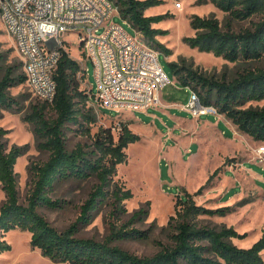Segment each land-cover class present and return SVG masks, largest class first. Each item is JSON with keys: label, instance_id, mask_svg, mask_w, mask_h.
Returning a JSON list of instances; mask_svg holds the SVG:
<instances>
[{"label": "trees", "instance_id": "16d2710c", "mask_svg": "<svg viewBox=\"0 0 264 264\" xmlns=\"http://www.w3.org/2000/svg\"><path fill=\"white\" fill-rule=\"evenodd\" d=\"M118 8L121 18L127 20L144 41L167 56L171 48L157 40L166 30L153 24L170 14L146 15L145 10L161 0H111ZM202 1V0H199ZM233 18L245 19L252 15L260 18L253 28L234 31L223 29L219 20L210 15L193 14L190 25L194 35L184 36L182 41L199 51L221 56L229 61L258 59L264 53V0H209ZM61 55L53 70L56 92L52 102L44 101L30 106L22 116L33 126L36 146L48 152L43 162L28 166L31 179L25 202L20 200L17 173L14 169L24 147H7V129L0 126V186L4 200L0 205V253L11 249L3 238V232L20 229L30 233V245L38 248L41 255L55 262L71 264H264V232L250 246H238L232 241L242 237L233 227L220 228L204 224L201 215H224L231 205L209 208L195 202L193 196L200 194L218 172L217 167L206 183L195 192L183 189L176 196L174 213L164 226L167 242L158 241L159 249L151 255H138L118 245L116 241L148 236V230H138L131 222L142 220L149 213V202L133 211L126 223L119 224L126 214L125 200L133 196L132 190L117 176V165L127 161V146L140 140V135L130 129V122H119L116 137L112 126H99L91 135L90 144L77 142L68 149L65 130L78 125L81 132L90 134V124L97 121L91 107L85 108L87 94L79 89L76 75L85 69L68 52ZM169 68L182 86L197 92L204 104H213L220 114L228 118L239 131L253 140L264 143V106L242 107L250 100L264 99V66L246 69L232 79L207 76L184 62L170 61ZM26 82L22 60L10 64L0 50V109L21 110L19 100L9 89ZM92 92V91H91ZM93 94V93H92ZM82 101L79 106L78 102ZM46 106L55 112L46 116ZM230 161V159H228ZM227 160V161H228ZM95 178L96 183L79 205L77 220L65 229L53 226L39 212L41 206L56 208L64 199L53 198L58 184L67 181H83ZM108 208L109 233L102 239L77 236L79 227L88 224L102 207Z\"/></svg>", "mask_w": 264, "mask_h": 264}, {"label": "rangeland", "instance_id": "374dc122", "mask_svg": "<svg viewBox=\"0 0 264 264\" xmlns=\"http://www.w3.org/2000/svg\"><path fill=\"white\" fill-rule=\"evenodd\" d=\"M165 12L170 15L154 23L153 26L166 30L156 38L172 50L169 56L164 52H158V59L169 79L161 89L160 98L164 102L177 104L173 106H168L160 100L147 108L100 104L94 94L97 84L93 66L81 52L78 34L68 33L62 37L69 56L77 60L81 68L85 67L87 70V77L86 75L82 77L81 71L76 77L80 82L79 89L89 97L85 108L91 107L97 117V121L90 124V134L81 132L78 125H69L65 130L66 146L71 149L77 142L90 144L91 135L99 126H112V132L116 137L119 122H130L128 125L130 129L140 135V140L127 146V161L117 165L116 177L133 193L131 198L125 200L127 212L122 216L119 224L126 223L133 211L145 206L148 201L147 217L130 223L138 230H148V236L116 241L121 247L138 255H151L156 252L159 249L158 241L167 242V229L164 226L169 216L174 213L176 196L182 195L183 189L190 193L195 192L206 183L217 167L220 169L212 177L208 186L193 198L196 203L209 208L231 205V211L224 215H201L199 219L202 223L217 228L233 227L239 234L244 235L239 238L234 237L232 241L238 246L248 247L264 232V163L250 160L252 148L256 147L249 146V144L254 145L252 138L246 137L240 140L237 135L234 141L242 142L244 145L237 146L231 136V126L223 117L219 116L217 119L215 114L198 115L202 122L204 120L220 121L217 127L223 134L221 136L220 133L213 132L211 129L202 131L203 151L198 153V147L194 144L191 146L192 152H186L184 146L188 145V136L185 138L184 145L177 147L173 138L165 144L166 132L175 121L172 115L190 117L191 114L188 110L180 109L182 103H185L188 98L190 88L180 85L168 63L171 60L182 61L207 76H213L214 79L226 78L227 80L243 70L263 67L264 53L258 59L229 61L221 56L199 51L182 41L184 36L195 33L189 23L193 14L202 17L212 15L219 20L223 29L229 27L234 31L253 28V24L259 20L260 16L252 15L245 19L233 18L228 11L221 10L209 0H161L159 4L145 10L146 15ZM111 20L121 25L134 39L142 40L141 34L119 14H114ZM101 29L102 27L99 31ZM0 50L10 64L15 65L21 60L13 38L6 31L1 20ZM9 91L19 100L21 110L0 109V126L7 129L5 143L8 148L12 145L24 147V152L17 158L14 169L17 173L20 200L25 202L31 182L28 166L32 162L45 161L48 152L36 146L33 126L24 121L22 116L31 105L43 103L44 100L36 95L26 82L12 86ZM78 105L81 106L82 101H79ZM249 106H264V99L250 100L242 105V107ZM45 111L47 117L55 116L50 106H46ZM213 116H216L217 120ZM176 133L177 131H173V134ZM238 134L242 135L243 132L238 130ZM173 144H175L173 151L167 152V148H162V146L169 147ZM237 148L238 150L240 148V152L235 151ZM227 165L233 166L234 171L227 169ZM241 165L244 168H251L261 179L249 177L245 169H237ZM95 183V178L62 182L58 184L53 198L64 199L65 203L56 208L41 206L38 210L53 226L61 230L65 229L77 220L79 205L88 196ZM4 197L0 186V205ZM108 221V208L105 206L94 214L88 224L79 227L77 236L102 239L109 233ZM3 238L11 244V249L0 253V264H71L55 262L41 255L38 248L31 247L28 231L11 229L3 232Z\"/></svg>", "mask_w": 264, "mask_h": 264}, {"label": "built area", "instance_id": "2783aa9c", "mask_svg": "<svg viewBox=\"0 0 264 264\" xmlns=\"http://www.w3.org/2000/svg\"><path fill=\"white\" fill-rule=\"evenodd\" d=\"M116 13L118 8L111 0H0V20L14 40L26 83L42 100L52 102L55 96L52 73L60 49L65 50L62 37L76 33L81 52L93 66L99 103L147 108L159 100L169 79L158 51L113 22ZM181 108L194 116L220 114L213 104L202 103L191 88ZM256 153L257 160L263 161L264 143Z\"/></svg>", "mask_w": 264, "mask_h": 264}, {"label": "crops", "instance_id": "0c3cea01", "mask_svg": "<svg viewBox=\"0 0 264 264\" xmlns=\"http://www.w3.org/2000/svg\"><path fill=\"white\" fill-rule=\"evenodd\" d=\"M160 95H161V91H160ZM160 95H159V100L162 102L163 100H161L160 98ZM164 102V101H163ZM166 104H168V106H173V105H177L176 103H173V102H164ZM183 104V103H182ZM180 105V104H179ZM182 109V108H180ZM202 115V114H200ZM210 115V114H208ZM219 116L220 117H223V119L225 120V122L231 126V136L233 138V141L235 140L234 138L238 135L239 136V139H246V137H249L251 139V137L245 133H243L242 135H239L238 134V129L237 127L228 119L226 118L223 114H219L217 117L216 116H213L214 119H219ZM173 119L175 121H173V126H170L168 131L166 132V141H165V144L168 143L169 140H171V138H173L175 140V142L177 143V147L180 146V145H184L185 143V138L188 136L189 140H188V145L187 146H184V148L186 149V152H192V147L194 144H196V146L198 147V153L203 151V146H202V136H203V133L202 131H205L206 129H211L213 130V132H218L220 133V135L222 136V132L220 131V129L217 127V124H219V122H211L209 120H204V122H202L200 120V117L199 116H194L192 114H190V117H183V116H177V115H172ZM216 119V120H217ZM177 128V130H176ZM173 131H177L176 134H173ZM223 140H225V138H222ZM229 140V139H228ZM238 141V140H237ZM252 141L254 142V145L253 144H249V146H256V147H253L252 148V156L250 158L251 161H255L257 160V153H256V148L257 146H259L261 143L259 141H255L252 139ZM236 142V141H234ZM248 142V141H247ZM260 143V144H259ZM236 145L237 146H244L242 144V142H236ZM175 147V144H173V146H162V148H167V152L169 151H173ZM235 151H239L240 152V148L238 150L235 149ZM176 153V151H175ZM168 157V155H167ZM259 161V160H258ZM261 163H264V160L263 161H260ZM227 169H233V166L231 165H227L226 166ZM263 168V167H262ZM237 169H245L246 172L248 173V176L251 177V178H260L261 177L256 174L254 171L251 170V168H244L243 165H241V167H238ZM264 169V168H263ZM236 170V168H235Z\"/></svg>", "mask_w": 264, "mask_h": 264}, {"label": "bare ground", "instance_id": "6f19581e", "mask_svg": "<svg viewBox=\"0 0 264 264\" xmlns=\"http://www.w3.org/2000/svg\"><path fill=\"white\" fill-rule=\"evenodd\" d=\"M177 5V4H176Z\"/></svg>", "mask_w": 264, "mask_h": 264}]
</instances>
